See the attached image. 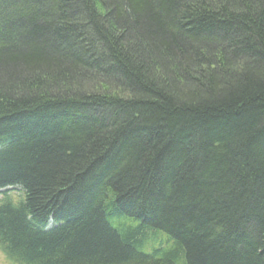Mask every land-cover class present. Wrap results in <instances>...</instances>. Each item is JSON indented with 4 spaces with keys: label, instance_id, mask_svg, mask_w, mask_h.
<instances>
[{
    "label": "trees",
    "instance_id": "obj_1",
    "mask_svg": "<svg viewBox=\"0 0 264 264\" xmlns=\"http://www.w3.org/2000/svg\"><path fill=\"white\" fill-rule=\"evenodd\" d=\"M11 264H264V0H0Z\"/></svg>",
    "mask_w": 264,
    "mask_h": 264
},
{
    "label": "rangeland",
    "instance_id": "obj_2",
    "mask_svg": "<svg viewBox=\"0 0 264 264\" xmlns=\"http://www.w3.org/2000/svg\"><path fill=\"white\" fill-rule=\"evenodd\" d=\"M0 264H11L9 263L8 260H6L5 256L3 255L1 251H0Z\"/></svg>",
    "mask_w": 264,
    "mask_h": 264
}]
</instances>
